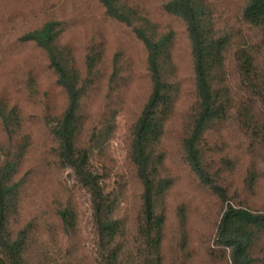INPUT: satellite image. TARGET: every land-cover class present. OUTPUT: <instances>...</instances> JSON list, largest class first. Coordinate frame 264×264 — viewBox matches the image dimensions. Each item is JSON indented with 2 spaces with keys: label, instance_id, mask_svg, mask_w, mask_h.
<instances>
[{
  "label": "trees",
  "instance_id": "1",
  "mask_svg": "<svg viewBox=\"0 0 264 264\" xmlns=\"http://www.w3.org/2000/svg\"><path fill=\"white\" fill-rule=\"evenodd\" d=\"M237 167L254 194L264 0H0V264H264Z\"/></svg>",
  "mask_w": 264,
  "mask_h": 264
},
{
  "label": "rangeland",
  "instance_id": "2",
  "mask_svg": "<svg viewBox=\"0 0 264 264\" xmlns=\"http://www.w3.org/2000/svg\"><path fill=\"white\" fill-rule=\"evenodd\" d=\"M233 4L236 5V2H233ZM179 64H180V73L183 74L185 70L188 68V65L184 63L183 58H179ZM224 177L226 179L227 187L230 192H235L238 195H243L244 198L249 199V206L252 209L264 211V179L259 180L257 183V186L255 188V193L252 195H249L248 193L244 192L243 183L240 179V174L243 173L241 167H237V169H231L228 171H223ZM224 179V180H225ZM193 184V183H192ZM192 184L188 185V182L184 185L183 183L180 185V190L182 192L181 199L185 201L186 204V212L188 214V224L191 226L188 229V233L193 241L195 243L196 241V234L195 232H201L205 235H208L212 233L213 231V222L216 220V216L219 212V209L217 208L215 203H212L213 197H210L209 195L205 194L202 195L201 191L197 190H191L189 188H192ZM243 184V185H242ZM195 187V186H194ZM182 188V189H181ZM189 193H193L190 196H187ZM242 197V196H241ZM209 202V204H208ZM173 211L171 212V214ZM169 216V226L174 221V225H176L177 220L174 219L172 216ZM173 225V226H174ZM179 232V231H178ZM203 252H201V256L198 259L199 263L204 264L206 262V258L204 256ZM206 264V263H205Z\"/></svg>",
  "mask_w": 264,
  "mask_h": 264
}]
</instances>
